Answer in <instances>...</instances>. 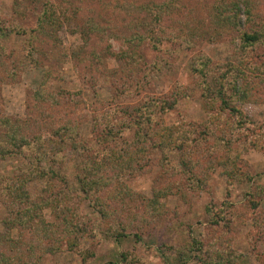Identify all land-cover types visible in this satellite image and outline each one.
<instances>
[{
	"label": "trees",
	"instance_id": "1",
	"mask_svg": "<svg viewBox=\"0 0 264 264\" xmlns=\"http://www.w3.org/2000/svg\"><path fill=\"white\" fill-rule=\"evenodd\" d=\"M81 1L59 0L56 4L51 0H13L14 20L12 25H4L0 21V38L5 32L15 29L22 20L31 17L35 24L31 44H35L34 39L46 38V43L50 41L52 44L49 45H55L57 25L61 19L68 20L65 15L69 12L72 18L80 19L81 25L73 33H78L84 40L90 37L101 41L113 39L126 46L125 52L115 54L118 62L125 61L124 66L119 71L110 72L117 77L112 78V83L117 85L116 93L121 91L120 87L128 91L131 85L135 86V93L139 92L146 69H143L145 65L141 70L136 69L143 61L137 59L135 53L144 44L152 53L158 54L166 40L172 45L171 50L180 54L181 51H193L204 41L214 42V39L227 37L236 58L214 64L208 55L198 53L191 59L189 71L208 115L207 120L200 124L181 120L166 125L163 120L156 119L157 109L161 114L171 112L179 100L186 97L187 91L178 86L164 98L149 97L132 107L117 106L102 112L97 109L91 125L95 148L86 145L80 135H75V125L71 126L70 121L57 126L48 123L51 124L47 126L53 147L44 151L41 123L34 113L39 111L45 119L46 112L42 109L45 105L58 111L75 108L79 102L76 97L66 98L64 92L47 91V76L32 92L34 103L27 109L25 119L0 113V162L19 157L26 159L16 174L0 172V209L5 214L1 221L5 236L0 235V264H40L43 256L56 254L63 244L70 249L75 248L77 239L84 236L85 227L74 222L76 214L68 208L71 194L67 176L52 168L44 169L46 163L53 167L61 163L67 152L76 153L74 179L79 190L86 197H92L93 210L109 224L104 234L116 242L129 234H126L125 221L118 217L112 204L132 197L124 189L121 178L126 173L147 170L151 154L160 155L159 165L163 176L169 180L163 189L156 190L154 201L162 195L176 194L188 199L204 192L208 187L206 173L216 167H221L224 176L231 181H252V177L242 170L239 160H231L225 154L231 153L236 142L242 139L254 143V147H257L254 140H259L258 134L253 132V124L240 106L253 101L264 89V0H214L205 28L192 25L190 21H197L192 11L188 12V18H175L173 12L178 9L177 0L126 2L125 16L120 20L117 17L106 18L107 15L100 11L101 5L98 7L101 0ZM164 18L171 20L174 28L171 25L165 27ZM58 52L63 58V50ZM156 64L152 62L149 66L153 68ZM126 66L130 67L128 72H125ZM20 69L18 62L6 55L0 44V81L14 83ZM140 73H143L142 78L138 77ZM127 83L129 89L126 88ZM130 133L132 140L125 139ZM250 135L253 136L250 138ZM210 138L216 144L209 143ZM174 155L178 157L177 164L172 162ZM36 180L43 181L46 186L34 202L25 188ZM262 192L264 189L259 188L258 194L250 195L247 200L253 210L259 205L256 199ZM44 210L52 211L55 219L52 223L45 220ZM216 215L222 219L219 212ZM137 218L146 223V217L138 214H132L127 221ZM14 230L20 235L12 239L10 234ZM133 235L140 240L137 234ZM202 244L191 240L185 254L199 252ZM219 252L208 250L206 258L199 256L198 260L202 264H223ZM9 253L13 254L8 256ZM121 261L127 262V255L120 254L119 262L110 264Z\"/></svg>",
	"mask_w": 264,
	"mask_h": 264
},
{
	"label": "rangeland",
	"instance_id": "2",
	"mask_svg": "<svg viewBox=\"0 0 264 264\" xmlns=\"http://www.w3.org/2000/svg\"><path fill=\"white\" fill-rule=\"evenodd\" d=\"M129 1L133 0H101L98 7L101 5L100 11L107 15L106 18L117 17L120 20L125 16L124 4ZM213 1L177 0L178 9L173 15L175 18H188V12L192 11L197 18V21H190L192 25L205 28ZM12 2L0 0V21L4 25H12L14 20ZM51 2L58 4L59 0ZM65 16L68 20L61 19L57 25L58 40L55 45H49L52 44L50 41L46 43V38H39L38 41L34 39L35 44H31L35 26L31 17L22 20L15 29L5 32L0 38L6 55L12 56L21 68L14 83L0 81V113L25 119L27 109L34 103L32 92L39 88L45 76L47 91L64 92L66 98L76 97L79 101L75 108L67 107L58 111L45 105L42 108L46 112L45 119L39 111L34 113L41 123L44 151L53 147L47 126L51 124L48 123L57 126L66 120L70 121L71 126L75 125V135H80L86 145L95 148L91 125L97 109L102 112L117 106L132 107L149 97L164 98L178 86L187 91L186 97L180 99L171 112L161 114L157 109L156 119L163 120L166 125L181 120L203 123L208 115L189 71L191 59L198 53L208 55L214 64L234 61L236 58L233 45L227 37L214 39V42L204 41L193 51H181L180 54L171 50L173 47L166 40L158 54L152 53L149 46L144 44L135 53L136 58L143 61L136 69L141 70L142 65L146 69L143 72L146 77L140 82L139 92L135 93L134 85L129 89L127 83L128 91L120 87L121 91L116 93L117 85L112 82L117 77L110 72L119 71L124 66L125 61L118 62L115 54L125 52L126 46L113 39L101 41L90 37L84 40L78 33H73L81 25L80 19L72 18L69 12ZM170 21L164 18V26L171 25L174 28ZM23 31H27L26 34ZM58 41H61L60 45ZM31 45L33 49H30ZM60 49L63 50V58L62 53L58 52ZM152 62H157L156 67L149 66ZM126 67L125 72H128L130 67ZM143 73L138 77L142 78ZM118 84L121 86V82ZM253 99L243 103L240 109L253 124V132L258 134L259 140H254L257 147L242 139L236 142L231 153L225 154L231 160L238 159L242 170L252 177V181H231L224 176L221 167H216L206 173L208 187L204 192L188 199L176 194L162 195L154 201L156 190L163 189L169 180L163 176L159 165L160 155L151 154L147 170L126 173L121 178L124 189L132 197L112 204L118 217L125 221L126 234H129L119 242L104 234L109 224L102 221L93 210L92 197H86L75 182L76 153L67 152L61 163L54 167L46 163L44 169L52 168L67 176L71 194L68 208L76 214L74 222L85 227V234L77 239L75 248L70 249L63 244L56 254L43 256L40 264H110L119 262L120 254L127 255V262L121 261L119 264H202L198 258H206L208 250H219L224 258L223 264H264V192L256 199L259 205L254 210L247 204L250 195L258 194L259 188L264 189V89ZM125 139L132 140V133L127 134ZM209 143L216 144L211 138ZM25 162L23 157L0 162V172L14 175ZM172 162L177 164L178 157L174 155ZM45 186L43 181L36 180L29 183L25 190L35 202ZM218 212L222 219L217 218ZM132 214L146 217V223L138 218L128 222ZM43 216L47 222L55 220L50 210H44ZM3 219L5 214L0 209V235L5 236L1 224ZM133 234H137L140 240L135 239ZM19 235L14 230L10 237L15 239ZM191 240L201 241L203 248L186 255L185 248ZM228 256L229 259L226 258Z\"/></svg>",
	"mask_w": 264,
	"mask_h": 264
}]
</instances>
